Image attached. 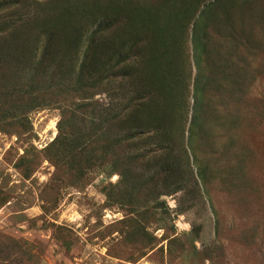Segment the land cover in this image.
I'll use <instances>...</instances> for the list:
<instances>
[{"label": "rangeland", "instance_id": "374dc122", "mask_svg": "<svg viewBox=\"0 0 264 264\" xmlns=\"http://www.w3.org/2000/svg\"><path fill=\"white\" fill-rule=\"evenodd\" d=\"M0 1L3 26L15 7L64 20L62 0ZM95 5L77 66L101 29L100 128L124 108L114 124L136 138H80L88 118L54 99L26 130L0 129V264H264V0Z\"/></svg>", "mask_w": 264, "mask_h": 264}, {"label": "trees", "instance_id": "16d2710c", "mask_svg": "<svg viewBox=\"0 0 264 264\" xmlns=\"http://www.w3.org/2000/svg\"><path fill=\"white\" fill-rule=\"evenodd\" d=\"M97 1L62 0L64 5L60 7V14L64 20H60L58 23L55 21V26L49 12L43 17L37 16L29 19L24 16L27 15L26 13H19L18 7L9 11L12 16L16 15L17 19L13 23L0 25V129L15 131V129L23 128L26 130L29 121L25 116H29L30 112L39 107L48 105L47 103L54 99L58 100L59 104H63L64 109H72L73 116L88 118L89 127L79 126L80 128H77V131L78 129L83 131V133L79 132L80 138H85L88 141L89 135L92 134L91 130L98 131L99 137L105 135L106 139L114 145L122 140L136 138L133 135V127L126 128L130 133L121 137L119 132L123 129L114 124L115 116L122 117L126 113L124 108L118 114H114L112 118L108 116L106 123L100 128L102 116L99 111L102 109L98 108L97 104L99 103L95 102L93 98L99 82L94 73L96 75L99 61L106 65L105 60H107L104 55L99 59L95 52L96 41L101 36V29L92 30L77 66V57H79L78 53L82 47L85 32L98 14L90 9V5L97 11L101 9L96 7ZM78 3L80 6L76 5ZM4 5L5 3L0 1V12ZM83 6L85 7L83 8ZM7 15L0 14V22ZM104 15L105 18L109 17L110 20L112 19L111 21L114 20L108 13ZM111 21L107 23L111 29V35H107L106 40L110 39L114 32ZM41 32L49 33V37L45 41L41 53L35 55L37 44L30 45V43L32 40H36ZM201 45L200 41L193 39L194 50L200 48ZM107 74L109 75V72ZM200 76L201 68L197 63L195 78L198 79ZM43 91H48L51 96L45 95ZM171 97L165 98V100L170 101L174 98L173 95ZM170 109L169 113L171 114L169 115L173 117L176 111L172 107ZM18 114L24 118H20ZM173 121H175L174 118ZM181 128L180 130L177 128L180 131V134L177 135L179 138L184 137L185 131ZM178 131L176 128L173 129L174 134ZM62 143L61 145L65 148ZM58 150L66 152L61 148ZM139 156L133 157L137 171L141 170ZM118 173L121 182L124 183L128 180L129 175L126 168H122ZM202 177L204 178V175Z\"/></svg>", "mask_w": 264, "mask_h": 264}, {"label": "bare ground", "instance_id": "6f19581e", "mask_svg": "<svg viewBox=\"0 0 264 264\" xmlns=\"http://www.w3.org/2000/svg\"><path fill=\"white\" fill-rule=\"evenodd\" d=\"M52 134H53V133H52ZM50 138H51V137H50ZM53 139H54V138H53ZM53 139H52V140H53ZM182 226H185V227H186V226H188V225H187V224H183V223H182Z\"/></svg>", "mask_w": 264, "mask_h": 264}]
</instances>
